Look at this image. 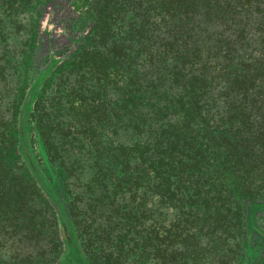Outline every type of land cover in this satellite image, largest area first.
<instances>
[{
    "label": "trees",
    "instance_id": "16d2710c",
    "mask_svg": "<svg viewBox=\"0 0 264 264\" xmlns=\"http://www.w3.org/2000/svg\"><path fill=\"white\" fill-rule=\"evenodd\" d=\"M263 219L264 0H0V264H264Z\"/></svg>",
    "mask_w": 264,
    "mask_h": 264
},
{
    "label": "rangeland",
    "instance_id": "374dc122",
    "mask_svg": "<svg viewBox=\"0 0 264 264\" xmlns=\"http://www.w3.org/2000/svg\"><path fill=\"white\" fill-rule=\"evenodd\" d=\"M48 20H46L44 23H43V27L45 28V29H47L48 31H50L51 29H52V26H51V24H52V22H51V16H48ZM30 21H31V23L32 24H35L36 23V21H37V19H38V16L36 15V13H34L30 18ZM32 33V32H31ZM28 61H29V59H28V57L26 58V61L25 62H27L28 63ZM32 72L30 71L29 72V76H30V78L32 77V74H31ZM25 78H26V76H25ZM28 78V77H27ZM27 78H26V81H27ZM47 170V169H46ZM48 172H49V170H48ZM46 173H47V171H46ZM49 173H51V172H49ZM48 173V174H49ZM47 174V175H48ZM64 181V179H62L61 178V175H60V173L58 172V174H56L55 175V177L52 179V182L51 183H53V185L56 187V188H59L60 190H61V195H62V197H63V199H64V205L69 201V197L67 196V194H65L64 193V191H63V189H62V182ZM170 215H171V213H170ZM262 222H263V224H264V219L262 220ZM62 226V225H61Z\"/></svg>",
    "mask_w": 264,
    "mask_h": 264
}]
</instances>
